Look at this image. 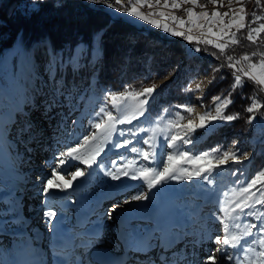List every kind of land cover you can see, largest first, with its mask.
<instances>
[{
    "label": "snow or ice",
    "instance_id": "6c2138e0",
    "mask_svg": "<svg viewBox=\"0 0 264 264\" xmlns=\"http://www.w3.org/2000/svg\"><path fill=\"white\" fill-rule=\"evenodd\" d=\"M34 9H38L43 0H30ZM89 3H103L106 7L113 11L130 14L133 18L140 21H147L157 29H162L165 33H170L175 37H184L189 44L195 43V47L191 50L194 52L208 53L207 47L200 45L213 46L219 50L217 53H208L217 59L220 56L226 57L218 67L212 69V77L208 81V87H212L218 82L225 79L223 75H216L223 71L225 67L231 70L233 82L229 85L227 92L224 91L212 97L210 106L201 105L205 108L203 114H197L198 122L195 119H188L186 124H177L173 119L169 120V124L175 128L182 130L184 135L173 134L170 138H164L160 141L156 140L157 127L142 128L139 127L140 121L146 119L152 102L156 99V95L163 85H153L146 87L142 92L124 93L122 97L117 96L115 92L106 91L105 100L101 103L99 112L89 113L92 120L88 128L95 129L90 135H83L82 143H76L75 146L65 144L64 150L59 153L58 165L51 166L50 178L46 180L37 177L42 187L41 191L45 197H53L55 200L67 201L68 198L75 194V189L81 188L87 181V178L103 175L110 178L111 181L117 182L119 185L125 179L139 181V188L136 194L124 199L122 202L113 205L107 211L95 214V219H88L87 225L79 232L70 234L62 233L60 230L59 220L65 215V209L69 211L75 207V204L69 206L66 203L59 206L50 201H46L43 216L47 221L49 230L56 234L54 244L55 264H157V260L150 258V253L154 248H159L167 252L173 243V233L178 232V226L165 222L161 216L153 219L138 217L135 214L122 217L117 225V231L114 235L113 248L117 246L121 248L122 253L132 254L130 260L113 261L102 255L103 246L109 242L106 234L103 219L106 217L108 221L114 218V213L118 209H124L126 205L136 204L137 207H143L152 201L156 196L163 193L169 184L175 182L177 184L193 183L199 185V192L190 193L199 200L204 198L205 204H211L212 210L207 213V225L200 229L199 235L193 232V247L196 243H202L205 237L217 245L215 252L208 255L204 260V264H264V168H261L256 175L248 180H241L239 177L245 175L241 168L229 173L232 177H237L228 183L220 180L225 168H230L232 164L242 165L251 160L252 153L243 151L237 141L232 142L231 150L223 151L220 148L212 149V155L208 152L201 154H190L183 146L192 145L196 136L200 132H206L214 129L218 125H228L241 118V113L236 112L230 114L227 109L234 103V95L238 91L251 82L253 86V94L251 96L242 97L250 100L244 111L248 113L246 124H252L257 116L264 117V50L259 52L253 51L250 54L245 53L239 59L233 55H228L227 50L233 45L240 43L237 34L247 29V40L253 45L258 44L261 33H264V23H260L259 27H252L257 21L264 19L256 15L255 10L252 13H246L243 6L238 12L232 14L230 18L229 12L221 13L219 10L201 11L199 13L193 10V7L184 9L187 13L186 18L171 15L173 27L177 24L181 29L187 27V32L176 31L169 28L167 23L161 24L158 19H149V15L138 10L140 0H136L131 7L127 6L130 0H88ZM216 4V0H209ZM239 2V0H237ZM260 0H256L259 4ZM183 3L196 5L197 0H183ZM156 4H160V0H156ZM151 7V5H149ZM163 7L168 9V0H164ZM205 8L206 5H200ZM181 4L173 0L171 9L179 10ZM165 21L169 16L165 12L159 13ZM251 16V19H249ZM203 18L205 23L200 24L196 21ZM227 18V19H226ZM201 29V35H192V27ZM205 25L206 33L203 32ZM217 30L214 31L213 28ZM235 29V31H233ZM256 33V36H253ZM201 36L204 38L202 39ZM215 37V39H212ZM18 38L23 42L22 35L18 34ZM44 55L47 56L46 75L47 80L44 86L34 91L33 95L40 99L37 104L35 100L32 104L26 105L28 114L19 119L20 113H17V120L14 123L20 126L16 128V134L19 141H22L26 147L25 153L32 150V145H39L43 141L44 133L39 129L35 122L31 119L32 111L43 109L41 115L45 119H55L59 116L56 128L62 137L74 135V132L63 131L67 129L68 115L72 111L71 105L80 98L82 90L79 88L78 77L86 70L94 72L96 65L85 57L84 50L78 51L69 49L67 53L63 50L52 48L49 51L47 44L43 45ZM259 55V60L254 58ZM71 72L72 78L69 79L68 73ZM175 69L169 75H174ZM90 86V81H89ZM125 87H128L125 85ZM75 90V91H74ZM184 92L191 93L200 91L201 96L197 99L202 100L206 95L207 89H203L200 83L195 88L186 87ZM111 97V107L107 97ZM131 97L137 100L135 106L124 103H117L118 99L127 100ZM179 111L172 113L174 117L183 119L181 111L189 114L193 113V108L184 104L176 106ZM65 109L67 111H65ZM168 112L169 109H164ZM113 112L119 113L114 115ZM102 116H106V122L101 120ZM99 121V122H97ZM135 122V124H134ZM73 125L82 123V121H73ZM123 125H131L132 127H119ZM151 132L152 135H141ZM131 137V139L127 138ZM80 138L77 137V140ZM142 143L147 145L145 150L133 144ZM57 144L61 140L56 141ZM87 154L81 152L86 148ZM167 151L166 160L165 149ZM175 149V152L172 150ZM110 150H123L125 153H132L134 156L129 159L125 155H120L118 160H110L105 162L107 153ZM19 155V153H17ZM124 161H127L124 163ZM75 162L85 165L86 168L75 167ZM23 163V161H21ZM195 165L194 168H188L184 165ZM75 167V171L69 172V169ZM70 175V179H66L65 175ZM223 189V190H222ZM62 193L63 195H59ZM78 202V201H77ZM220 225L215 232L212 227ZM211 226V227H208ZM187 235V232L180 233ZM79 250L80 254L76 255ZM96 253L93 258L92 253ZM71 253V257H70ZM159 264H188L187 260L169 259L167 256L158 258ZM10 264H36L33 261H12Z\"/></svg>",
    "mask_w": 264,
    "mask_h": 264
},
{
    "label": "rangeland",
    "instance_id": "374dc122",
    "mask_svg": "<svg viewBox=\"0 0 264 264\" xmlns=\"http://www.w3.org/2000/svg\"><path fill=\"white\" fill-rule=\"evenodd\" d=\"M130 1L131 6L133 3H136V0ZM172 2L173 0H168L169 7L168 9H165L163 7L164 0H160L159 5L156 4V0H140L138 10L144 12L146 15L151 13V15H149V19H158L162 25L167 23L169 28H172L176 31H185V34L187 35L189 34L187 32V27L181 29L178 24L173 27V22L170 18L171 15L186 18L187 13L184 16L178 15L176 12H174V9H171ZM176 2L181 4L183 3V0H176ZM240 2H242V0H239V2H237L235 5H230L228 0H222L221 5H215L211 3L209 7H205V9H198L196 12L199 13L206 10L211 13L213 10H219L221 13L229 12L228 18H230L232 14L239 11L238 6L240 5ZM149 5H151V7H149ZM259 5L264 8V0H260ZM92 7H101L104 9V12L106 11L108 14L115 17H122L138 26L154 27L153 25L148 24L147 21H140L138 18L131 17L130 14H122L113 11L106 6ZM161 11L165 12V15L169 16L167 21H165L163 17L159 15ZM196 22L200 24L205 23L202 17ZM208 26L209 25H205L203 32L206 33ZM190 27L193 29L191 33L192 35H201L202 30L196 28L195 24L190 25ZM213 30L216 31L217 29L214 27ZM159 31L163 30L159 29ZM167 34L172 36L170 33ZM254 35L255 33H253V36ZM201 38L203 39L204 37L201 36ZM212 39H215V37H212ZM17 40L18 37L13 40L14 42L10 44L9 47H7L8 49L5 48L9 51H7V54L4 58L5 60L0 61V65H3V69H0V100H2L0 103V225H2V219L4 220L7 217L10 220L7 224L5 223L6 225L2 226V230L0 231V257H4L5 253L7 252V244L9 243V239L12 242L13 240H17L19 242L21 241L20 239H25V237H27L30 241V244L33 246L38 244L46 245L50 231L47 221L43 216L44 211H47V208L45 207L46 201H50L57 206L65 203L69 206L75 204V207L71 208L70 211L66 208V214L60 218V229L66 228L69 232L68 234H70L72 232L81 231L85 224L87 225L89 218H96L95 214L111 209L113 205L122 202L124 199L129 198L130 196L136 194L137 191L141 190L139 188V181L125 179L119 185H117V182L111 181L110 178H105L103 175H99L87 178L86 183L81 188L75 189V194L70 196L67 201L55 200L53 197H45L44 193L41 191L42 185L40 181L37 180V177H41L44 180L50 178L51 166L58 165V159H56V157H58L59 153L64 150L65 144L75 146L76 143H82L83 135H90L91 131H95L94 128L91 130L88 128L89 123L92 122L88 114L93 113L94 115L95 112H99L101 103L106 97L105 92H102L95 97L86 93L87 91L85 90L82 83V80L85 78V76L82 72L78 77L79 88L82 90L81 96L75 101V103L71 105L72 111L68 114L70 119L66 118L67 129H62L63 131H67L69 133L74 132L75 134L62 137L61 133L58 132L56 128L59 116H56L55 119H45L41 115L43 110L42 108L39 111H32L31 119L35 122L36 126L43 131L44 137L43 141L39 145H32L30 154L25 153L24 149L26 145L22 141L18 140L16 134V128H18L20 125L18 123L15 124V127H13V125L17 120V113H20L19 119L22 122L23 118L28 114L26 105L32 104L34 100L37 104H39L42 97L33 98L30 102H26V104L22 103L21 85L26 80L24 73L25 64L23 59H27L29 62L30 58L33 57L36 51V46H43L46 44V42H37L29 47H24L20 45ZM195 46L196 45L192 44L189 49L191 50V48ZM81 48L84 50L85 55L86 45L84 43L77 42V44L72 47L74 51H78ZM5 49H3V51H5ZM3 51L1 52L0 57L3 55ZM49 51H51L50 48ZM242 56L237 55L234 56V58L239 59ZM259 58V55H257V59H255V61H258ZM208 74L209 72H200L195 74L193 77L189 78L187 87L195 88L197 83H200L202 88L205 87L209 79ZM171 76L168 74L162 79H157L155 82L149 84V86H144L136 92H142L144 88L151 87L153 85L158 86L163 81L168 80ZM71 78L72 76L69 77V79ZM123 94L124 93H122V95L117 94L118 98L122 97ZM200 96V91L193 92L190 102L187 101L184 103V105L193 108V113L189 114L187 112L181 111V115L184 117L183 119L170 116L163 118V120L161 119L162 121L160 122V125H157V121H154L153 119L150 121L142 119L140 121L139 127H157V141H160L164 138H170L173 134L183 136L184 132L182 130L173 128L169 124V120L173 119L177 124H186L188 119H195L198 122L197 114H203L205 111V108L201 106L202 104L200 99H197ZM107 100L109 103V110L111 111V97L108 96ZM117 103L135 106L138 101L129 97L127 100L118 99ZM211 104L212 101H210L208 106ZM65 111L67 110L65 109ZM177 111H179V109ZM113 114L118 115L119 113L113 112ZM101 120L106 122L107 117L102 116ZM73 121H82V123L73 125ZM250 125H253L254 128L259 131V137H264V117L257 116L254 123ZM119 127L128 128L132 126L123 125ZM208 131H202V136H205ZM141 135L150 136L152 133L149 131L146 134L142 133ZM200 136L201 135L199 134L196 136L195 142L200 138ZM77 137L80 139L77 140ZM127 138L131 139V137ZM58 139L61 140L60 144L56 143ZM234 140L238 142V146L243 151L252 153L254 144L250 145L247 141L244 142V139L237 138ZM234 140L223 144L224 146L219 154L222 155L223 151L231 150L232 142ZM133 144L148 150L147 145H143L142 143L136 144L135 141H133ZM89 147H91V145L81 149V152L87 154V149ZM183 148L188 150L190 154L204 153L197 152L193 149L192 145H185ZM161 151L165 152L166 160V148L162 149ZM172 151L175 152V149ZM17 153H19V155ZM208 153L212 155V153ZM120 155H125L129 159L134 156V154L130 152L125 153L123 150H110L107 153L105 162L110 160H118ZM21 161H23V163H21ZM126 162L127 161H124V163ZM244 164L239 166L242 167ZM184 166L188 168L195 167V165L187 164ZM236 166L237 165L235 164L231 165L232 169ZM75 167L86 168L85 165H82L79 162H75ZM75 167L69 169V172L75 171ZM227 169L228 168H225L223 173ZM61 174L65 175L66 179L71 178L70 175H66L64 173ZM220 180L228 183L229 181L235 179L227 177L223 174L220 177ZM196 192H199L198 184L193 183L192 185H189L187 183L177 184L173 182L169 184L168 188L163 193L156 196L152 201L148 202L143 207H137L136 204L133 203L132 205L125 206L127 211L124 209H118L116 213H114V218L111 221H108L106 217L103 219V223L105 224V228L107 230V238L109 240V242L104 246L108 247L110 250H112L111 252L115 254V249L117 250L119 246H117L115 249L111 248L113 247L114 242L113 234L117 231V225L122 217L135 214L138 217L142 216L146 219L154 220L157 216H161L165 222L178 226V232L173 233L172 236H179L182 239L180 240L181 242L175 244L172 249L168 250L167 252L159 250V253H166V255H168L167 257L172 260L180 259L183 261L186 259L188 264H204L206 257L215 252L217 245L205 237L202 243H196L195 247H193L192 233L195 232L197 235H199L200 229L206 227L207 213L208 211L212 210V205H206L203 197H200L199 200H197V198L190 195V193ZM59 195L63 194L60 193ZM101 199L102 201L104 200L102 202L103 205L102 207H97V201ZM11 217L13 218L11 219ZM75 221H82V225L73 227ZM219 228L220 225L217 224L212 227V231L215 232ZM185 231L187 232L186 236L180 235V233H184ZM54 234L55 233H50L51 236H54ZM8 247L10 248L11 245H8ZM119 250H121V248H119ZM157 251L158 248H154L150 253V257H152L151 255ZM76 252H79V250ZM129 255L131 256L132 254Z\"/></svg>",
    "mask_w": 264,
    "mask_h": 264
},
{
    "label": "trees",
    "instance_id": "16d2710c",
    "mask_svg": "<svg viewBox=\"0 0 264 264\" xmlns=\"http://www.w3.org/2000/svg\"><path fill=\"white\" fill-rule=\"evenodd\" d=\"M241 6L246 13L255 10L257 16L264 17V8L256 0H242L239 9ZM260 23H264V19L251 26L258 27ZM18 34L22 35L23 42L19 38L17 41L24 47L46 42L50 49L63 50L65 53L77 42L84 43L85 57L96 68L94 72H90V69L83 72L85 78L82 83L86 93L94 97L106 91L121 95L136 92L175 69L174 75L158 85L163 87L148 111L146 121L153 119L157 125H160L163 118L172 116L178 110L176 106L190 102L193 93L189 96L183 91L189 78L200 72H209L208 78L211 79L212 69L226 60L224 56L217 59L208 54H219V50L213 46L200 45L207 47L208 53L192 52L189 49L192 44L183 37L170 36L155 27L135 25L122 17L104 12L101 7L89 6L82 0H43L38 9L33 8L30 0H0V54L14 42ZM237 38L240 43L228 49V55L242 56L264 50V33L260 34V42L256 45L247 40V29L238 33ZM216 75H223L225 79L212 87H208L207 82L203 87L207 92L200 101L205 106H208L213 96L222 91L226 94L233 82L231 70L227 67ZM68 76H71L70 71ZM252 94L253 86L249 82L234 95L235 103L227 109L230 114L241 113V118L228 125H218L205 136L200 132V138L192 144L194 150L204 153H212L214 148L222 149L223 144L237 138L244 139L250 145L254 144L250 161L242 167H230L223 173L232 179L237 177L229 173L238 167L245 172L239 179L248 181L264 168V137H259V131L253 125L245 123L249 114L244 109L250 100L242 97ZM259 95L264 96V93ZM164 109L169 111L165 112Z\"/></svg>",
    "mask_w": 264,
    "mask_h": 264
},
{
    "label": "bare ground",
    "instance_id": "6f19581e",
    "mask_svg": "<svg viewBox=\"0 0 264 264\" xmlns=\"http://www.w3.org/2000/svg\"><path fill=\"white\" fill-rule=\"evenodd\" d=\"M7 51H9V50L5 49V51H3L4 53H3V55H1L0 61L5 60L4 58L7 54ZM23 61L25 64L24 73H25L26 80L21 85V92H22V103L26 104V102H30L33 98H37L33 95L34 91L38 90L39 88H42L44 86V82L47 80V75H46L47 56L44 55L43 46H36V51H35L33 57L30 58L29 62L27 61V59H23ZM2 67H3V65L1 64L0 69H3ZM98 199H100V198H98ZM103 201H102V199L97 201V207H99V206L102 207ZM12 218L13 217H11V219ZM2 221L3 222H2V225H0V231L2 230L1 229L2 226L6 225L8 223V221H10V220L6 217L4 220L2 219ZM78 225H82V221H75L73 227L78 226ZM16 237H17V235H16ZM181 239L182 238L179 236L178 237L173 236V243L171 244L169 250L172 249L175 244H178L179 242H181L180 241ZM13 241H15V240H13ZM26 241H29V239L27 237H25L24 240H21V242H26ZM15 245L16 244L12 245L11 247H15ZM119 248L120 247L117 248V253H116V255H118L120 258L119 260H130V259H132V255L130 256L129 253H126V252L122 253L121 250H119ZM159 250H161V249L158 248V251L154 252L153 255H151L152 257H150L153 260H157V264H159L158 258H163L165 256H168L164 252L162 254H160ZM10 261H9V263H10Z\"/></svg>",
    "mask_w": 264,
    "mask_h": 264
},
{
    "label": "built area",
    "instance_id": "2783aa9c",
    "mask_svg": "<svg viewBox=\"0 0 264 264\" xmlns=\"http://www.w3.org/2000/svg\"><path fill=\"white\" fill-rule=\"evenodd\" d=\"M83 2H85L87 5L89 6H104L105 5L103 3H89L88 0H82ZM222 0H216V4L215 5H221ZM230 5H235L237 3V0H228ZM200 5H206V7H209L211 5V2H209V0H197L196 5H192L190 3H181V8L179 10H175L174 12H176L178 15H182L184 16L186 14V11H184V9L188 8V7H193V10L196 12L198 11V9H205L200 7ZM128 7H131V1L129 3H127ZM221 7V6H218Z\"/></svg>",
    "mask_w": 264,
    "mask_h": 264
},
{
    "label": "water",
    "instance_id": "95a60500",
    "mask_svg": "<svg viewBox=\"0 0 264 264\" xmlns=\"http://www.w3.org/2000/svg\"><path fill=\"white\" fill-rule=\"evenodd\" d=\"M16 39V38H15ZM5 49V48H4Z\"/></svg>",
    "mask_w": 264,
    "mask_h": 264
}]
</instances>
